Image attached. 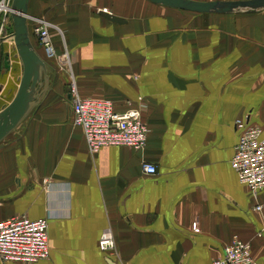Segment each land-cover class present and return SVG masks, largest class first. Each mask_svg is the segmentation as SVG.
Masks as SVG:
<instances>
[{"label": "crops", "instance_id": "obj_1", "mask_svg": "<svg viewBox=\"0 0 264 264\" xmlns=\"http://www.w3.org/2000/svg\"><path fill=\"white\" fill-rule=\"evenodd\" d=\"M28 10L60 28L80 96L141 110L150 132L141 151L90 157L59 38L47 61L32 39L47 80L0 144V221L48 218L50 255L36 264H211L236 236L264 264V214L253 210L264 190L252 196L230 166L235 123L264 130V10L198 15L147 0H31ZM105 229L116 256L98 247Z\"/></svg>", "mask_w": 264, "mask_h": 264}, {"label": "built area", "instance_id": "obj_2", "mask_svg": "<svg viewBox=\"0 0 264 264\" xmlns=\"http://www.w3.org/2000/svg\"><path fill=\"white\" fill-rule=\"evenodd\" d=\"M13 1L0 0V64L4 60L2 49L6 43L9 19L13 13L11 8ZM29 19L34 24L31 36L33 35L39 42L46 60L57 58L53 36L63 38L65 64L69 65L68 74L71 75L73 69L69 60L70 54L64 45L60 28L40 18L31 16ZM70 79L72 121L76 128L82 130L90 157L106 147H127L133 151L145 148L149 129L142 118L141 110L128 109L118 113L115 105L109 100L83 98L78 93L76 79L72 77ZM235 129L239 131L240 136L230 166L237 173L239 182L246 185L251 191L250 194L255 196L264 190V130L258 126L245 124L243 120L235 123ZM155 167L151 163H146L142 167V173L147 177L154 176ZM43 183L46 185L48 180H44ZM253 210L263 215L264 202L257 203ZM48 227V218L35 221L16 216L0 221V261L36 264L40 260H46L50 255ZM192 229L193 232L200 233L197 223H193ZM102 233L98 247L107 256H116L118 251L113 233L106 229ZM257 236H261V233ZM231 242L224 249L223 257L215 259L211 264H256L251 243L238 236Z\"/></svg>", "mask_w": 264, "mask_h": 264}, {"label": "water", "instance_id": "obj_3", "mask_svg": "<svg viewBox=\"0 0 264 264\" xmlns=\"http://www.w3.org/2000/svg\"><path fill=\"white\" fill-rule=\"evenodd\" d=\"M31 0H14L11 8L13 10L11 22L14 26L13 39L14 49L23 66L20 85L15 97L6 107L0 111V144L8 138L15 130L19 129L23 120L31 114L38 100L43 96L40 88L43 78L47 80V64L36 52L29 34L28 5ZM152 4L184 10L200 14H233V13H256L264 10V0H230L225 1H195V0H147ZM101 15L114 24H123L124 20L113 17L109 13L102 12Z\"/></svg>", "mask_w": 264, "mask_h": 264}, {"label": "rangeland", "instance_id": "obj_4", "mask_svg": "<svg viewBox=\"0 0 264 264\" xmlns=\"http://www.w3.org/2000/svg\"><path fill=\"white\" fill-rule=\"evenodd\" d=\"M8 25H9L8 26L9 30L6 32V36H5L6 43L2 49L4 60L0 64L1 67L0 68V111L2 107L3 108L6 107V105L14 99L15 93L20 85L21 75L23 73V66L21 65L19 57L17 56V53L14 49V45H15L14 43L15 40L13 39L14 26L12 25L11 18L9 19ZM30 38L36 39L33 35ZM58 38L59 40L57 39L56 41L61 44V48L63 50L64 49V46L62 44L63 38L62 37H58ZM53 40L55 41V37ZM66 50H68L67 47ZM64 55H65L64 52L60 53L59 62L62 63V61L63 62L65 61ZM257 237H261V236H257Z\"/></svg>", "mask_w": 264, "mask_h": 264}, {"label": "bare ground", "instance_id": "obj_5", "mask_svg": "<svg viewBox=\"0 0 264 264\" xmlns=\"http://www.w3.org/2000/svg\"><path fill=\"white\" fill-rule=\"evenodd\" d=\"M27 24H29V25L32 24V22L30 21L29 17H27ZM71 75H72V76H71ZM71 75H70V78L72 77V78L74 79L73 74H71ZM74 80H75V79H74Z\"/></svg>", "mask_w": 264, "mask_h": 264}, {"label": "trees", "instance_id": "obj_6", "mask_svg": "<svg viewBox=\"0 0 264 264\" xmlns=\"http://www.w3.org/2000/svg\"><path fill=\"white\" fill-rule=\"evenodd\" d=\"M31 35V34H30Z\"/></svg>", "mask_w": 264, "mask_h": 264}]
</instances>
